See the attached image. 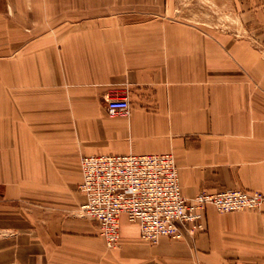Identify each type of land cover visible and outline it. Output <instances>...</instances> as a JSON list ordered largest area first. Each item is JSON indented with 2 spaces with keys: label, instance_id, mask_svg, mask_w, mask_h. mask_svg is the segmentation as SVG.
I'll list each match as a JSON object with an SVG mask.
<instances>
[{
  "label": "crops",
  "instance_id": "obj_1",
  "mask_svg": "<svg viewBox=\"0 0 264 264\" xmlns=\"http://www.w3.org/2000/svg\"><path fill=\"white\" fill-rule=\"evenodd\" d=\"M57 1L0 0V264H264V207L157 243L123 217L110 248L78 187L82 154L172 152L187 197L264 192V0L238 1L252 31L213 0Z\"/></svg>",
  "mask_w": 264,
  "mask_h": 264
},
{
  "label": "built area",
  "instance_id": "obj_2",
  "mask_svg": "<svg viewBox=\"0 0 264 264\" xmlns=\"http://www.w3.org/2000/svg\"><path fill=\"white\" fill-rule=\"evenodd\" d=\"M106 108L110 116L126 115L130 102L113 96ZM79 164L83 178L78 187L86 196L80 214L97 222L110 248L119 244L123 217L138 225L143 240L157 243L162 237L194 238L205 231L209 204L219 212L264 207L261 190L228 188L185 196L172 152L82 154Z\"/></svg>",
  "mask_w": 264,
  "mask_h": 264
},
{
  "label": "rangeland",
  "instance_id": "obj_3",
  "mask_svg": "<svg viewBox=\"0 0 264 264\" xmlns=\"http://www.w3.org/2000/svg\"><path fill=\"white\" fill-rule=\"evenodd\" d=\"M214 1V27L217 29H225L229 31H237V30H256L260 29V24L252 23V22H244V18L239 16V7L238 1L242 0H213ZM244 1V0H243ZM59 3V1L56 0ZM247 2H254V0H247ZM211 4V3H210ZM212 5V4H211ZM62 7L56 6V14H61ZM61 16H58V19Z\"/></svg>",
  "mask_w": 264,
  "mask_h": 264
}]
</instances>
